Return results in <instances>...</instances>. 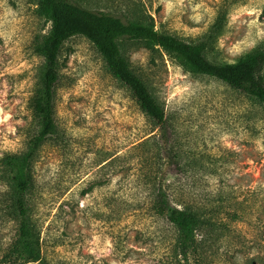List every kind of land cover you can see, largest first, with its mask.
Segmentation results:
<instances>
[{
    "label": "rangeland",
    "instance_id": "374dc122",
    "mask_svg": "<svg viewBox=\"0 0 264 264\" xmlns=\"http://www.w3.org/2000/svg\"><path fill=\"white\" fill-rule=\"evenodd\" d=\"M72 1L206 41L215 63L264 46V0ZM220 6L227 14L216 27ZM49 29L36 0H0V264H264V105L159 47L118 40L163 108L165 123L155 126L79 35L60 47L55 130L38 148L26 193L40 259L14 255L15 195L1 159L22 153L38 129L30 98L42 59L34 47ZM159 188L171 207L201 220L186 259L175 251L174 227L148 211Z\"/></svg>",
    "mask_w": 264,
    "mask_h": 264
},
{
    "label": "trees",
    "instance_id": "16d2710c",
    "mask_svg": "<svg viewBox=\"0 0 264 264\" xmlns=\"http://www.w3.org/2000/svg\"><path fill=\"white\" fill-rule=\"evenodd\" d=\"M36 12L50 23L49 31L37 40L34 47L35 53L42 59L38 81L30 98L32 116L38 129L27 140L22 153L7 154L1 159L6 180L15 195L12 199V216L16 222L13 253L27 263L39 261L40 249L38 236L28 216L26 193L30 188L31 169L38 148L55 130L51 110L52 90L58 78L55 65L64 41L76 35L90 41L103 58L109 73L131 92L141 112L158 127L165 123L163 108L121 56L118 40L143 41L159 47L176 55L193 72L217 79L264 105V46L250 51L235 63H215L205 56L206 41L184 42L158 32L152 24L94 12L72 0H36ZM226 14L227 9L220 6L215 16L216 27L222 25ZM147 141L143 140L137 147ZM148 205L151 215L167 220L174 227L175 251L186 259L187 250L195 247L194 232L201 220L187 209L171 207L166 192L161 188L149 195Z\"/></svg>",
    "mask_w": 264,
    "mask_h": 264
}]
</instances>
